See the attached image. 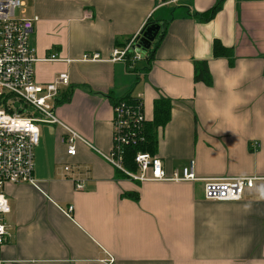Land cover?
Returning a JSON list of instances; mask_svg holds the SVG:
<instances>
[{
  "label": "crops",
  "instance_id": "1",
  "mask_svg": "<svg viewBox=\"0 0 264 264\" xmlns=\"http://www.w3.org/2000/svg\"><path fill=\"white\" fill-rule=\"evenodd\" d=\"M217 1L24 0L18 16L38 18L30 37L35 80L68 73L70 98L54 113L82 140L69 156L66 130L38 123L36 183L5 186L2 264H264L262 182L235 201L203 196L206 180L264 177V0H222L201 21ZM150 16L161 33L152 59L144 52L135 62L106 60ZM214 39L232 49L231 62L213 57ZM85 52L104 60L78 61ZM51 54L61 60L44 59ZM194 60L207 61L209 85L194 81ZM127 93L146 120L156 99L170 100L156 156L168 176L194 159L197 180L139 182L101 156L112 147L108 94ZM65 164L80 167L83 189L75 190Z\"/></svg>",
  "mask_w": 264,
  "mask_h": 264
},
{
  "label": "built area",
  "instance_id": "2",
  "mask_svg": "<svg viewBox=\"0 0 264 264\" xmlns=\"http://www.w3.org/2000/svg\"><path fill=\"white\" fill-rule=\"evenodd\" d=\"M175 0H167L172 3ZM24 6V0H0V247L8 237L7 215L11 212L5 195L7 184L27 183L34 185L33 176L34 149L39 142L38 123L58 124L62 126L67 137L64 139L66 154L76 153L75 140L81 139L77 133L65 126L54 113L55 99L62 86H68L67 72L58 73L51 82L41 84L34 77V63L38 61L35 49L30 44V37L37 16L20 17L16 9ZM137 34L124 46L114 48L106 60L123 61L130 54L132 62L141 59L143 52L137 45L141 36ZM45 60H61L51 54ZM98 52H85L78 61H103ZM145 116L141 101L136 104L118 100L112 104V147L101 156L114 168L124 172L128 178L139 182L147 180L194 181L195 161L189 159L187 164L168 176L161 159L148 152L138 151L134 156L136 171H127L123 165V154L129 146L145 141ZM82 140V139H81ZM66 173H72L70 179L75 190L83 189L79 166L65 164ZM264 177L235 176L206 180L203 184V196L207 200H239L247 189ZM68 211L72 206H68ZM0 264L2 261L0 260Z\"/></svg>",
  "mask_w": 264,
  "mask_h": 264
},
{
  "label": "trees",
  "instance_id": "3",
  "mask_svg": "<svg viewBox=\"0 0 264 264\" xmlns=\"http://www.w3.org/2000/svg\"><path fill=\"white\" fill-rule=\"evenodd\" d=\"M221 3L222 0L217 1L212 8H210L209 10L205 11L202 14H198V18L201 21L210 20L214 16V14L220 9ZM151 24H157V23L156 20L150 16L145 22L142 31H144L146 27H148ZM160 36L161 33L156 37V40L152 48H149L147 51H145V54L146 53L148 54L147 55L148 57L146 58L148 61L153 57V53L158 44ZM124 45L125 43L119 46L122 47ZM212 54L214 58H221V57L227 58L230 62L232 60V49L224 46L218 39H214L212 42ZM130 57H131L130 54L126 55V58H130ZM193 79L195 82H202L205 85H209L211 83V76L208 69V63L206 60L193 61ZM71 91L72 89L70 88V86H67L65 90L59 92L58 96L55 99V104L58 105L60 103L67 102L70 98ZM108 97L112 102V104L116 103L118 100H124L130 104H136L137 101H139L138 98L132 97L130 93H127L126 95L118 99L113 98L110 94H108ZM171 107L172 105L169 99L159 98L154 101L152 119L146 120L145 118V122H144L145 141L138 145L127 147L123 154V165L127 171H131V172L136 171L134 156L138 151L148 152L153 156L156 155L157 142H158L157 131L159 128H162L169 121ZM116 170H117L116 172L120 177L128 178V176L124 172L118 169ZM124 196H128L133 200H138L139 197L137 192H127L124 194Z\"/></svg>",
  "mask_w": 264,
  "mask_h": 264
},
{
  "label": "water",
  "instance_id": "4",
  "mask_svg": "<svg viewBox=\"0 0 264 264\" xmlns=\"http://www.w3.org/2000/svg\"><path fill=\"white\" fill-rule=\"evenodd\" d=\"M159 32V25L158 24H151L144 31L141 32V36L137 45L140 47L142 52L147 51L150 47L152 42L155 40Z\"/></svg>",
  "mask_w": 264,
  "mask_h": 264
},
{
  "label": "rangeland",
  "instance_id": "5",
  "mask_svg": "<svg viewBox=\"0 0 264 264\" xmlns=\"http://www.w3.org/2000/svg\"><path fill=\"white\" fill-rule=\"evenodd\" d=\"M19 11H20V9H16V13H17V15L19 14Z\"/></svg>",
  "mask_w": 264,
  "mask_h": 264
}]
</instances>
